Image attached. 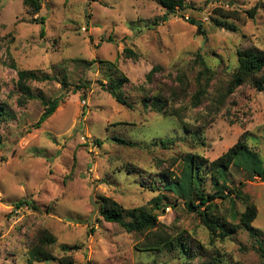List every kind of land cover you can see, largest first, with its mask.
Here are the masks:
<instances>
[{"label": "rangeland", "instance_id": "1", "mask_svg": "<svg viewBox=\"0 0 264 264\" xmlns=\"http://www.w3.org/2000/svg\"><path fill=\"white\" fill-rule=\"evenodd\" d=\"M41 1L40 10L28 14L23 0H0V94L16 111L15 119L0 123V264H62L66 253L60 245L77 246L66 254L70 264H187L177 249L140 251L144 234L104 221L101 197L156 213L160 228L170 235L196 240L199 255L220 253L219 264H264L258 249L264 244V181L256 173L234 165L226 171L224 193L238 187L240 195L234 202L228 199L234 206L217 198L218 214L236 223L251 202L257 215L250 227L213 243L200 216L161 180V173H181L185 154L210 162L242 135L256 157L244 153L240 162L264 170V93L246 84L223 102L217 100L236 65V50H264V0H187L189 6L170 16L156 0ZM216 7L235 10L237 16L219 17ZM124 47L136 57L127 56ZM197 54L215 73L205 99L195 108L191 96L173 104L183 107L184 121L200 136L195 141L172 118L145 108L140 88L145 74L160 66L159 82L176 86L170 75L181 72L195 92L201 71ZM15 67L49 77L29 85L44 99H58L38 128L33 124L44 106L39 99L16 105ZM123 76L119 91L132 108L99 83ZM167 135L175 139L170 149L150 146ZM113 137L136 146L118 145ZM204 174V190L211 193L217 187L209 171ZM19 199L32 200L38 209L15 207ZM42 228L56 237L55 258L31 262L27 248Z\"/></svg>", "mask_w": 264, "mask_h": 264}, {"label": "trees", "instance_id": "2", "mask_svg": "<svg viewBox=\"0 0 264 264\" xmlns=\"http://www.w3.org/2000/svg\"><path fill=\"white\" fill-rule=\"evenodd\" d=\"M167 12L166 15H174L177 10L189 6L187 0H156ZM41 0H23L25 11L28 14L37 13L41 8ZM214 14L222 18H233L237 16L235 10L225 11L220 7L213 9ZM254 10V8H253ZM252 9L247 11L252 16ZM164 20V17L162 18ZM192 24H196V20L190 18L188 20ZM41 23L42 20H41ZM216 25L222 23L217 21ZM199 33H205L200 29ZM123 52L128 56L136 57V54L129 48L124 47ZM198 63L201 66V71L197 75V89L191 92L189 89V82L186 76L178 72L174 76L170 75L172 82L177 81V85L169 87L167 83L159 82L161 77H158L162 71V67L153 66L145 75L146 81L140 91L144 94L142 104L145 108L160 114L162 117H169L175 120L182 130L189 132L193 140L197 141L200 136L197 131L192 130L193 126L184 121L182 110L183 107L179 105L174 107L173 104L181 103L184 99L190 97L189 103L192 107L199 106L205 99L207 94V87L210 81L214 78V71L206 65L205 61L197 54ZM16 68V67H15ZM17 80L14 88L16 91L15 103L17 106H24L29 100L39 99L44 109L33 127H40L41 123L48 118L58 107V99H44L42 95L33 93L29 81L47 79L49 77H40L35 70L17 69ZM158 74V75H157ZM126 78L109 77V81L103 85L99 83L110 92L112 97L120 104L132 108V104L127 102L119 91V87ZM204 81V83H203ZM249 85L259 92L264 93V50L255 46L241 47L236 50V65L231 69L230 76L222 84L218 94L217 100L223 102L225 98L232 95L238 87L242 85ZM167 86V87H166ZM165 87V88H164ZM185 107V104H184ZM16 111L13 109L8 101V97L3 98L0 94V123H7L15 119ZM242 135L237 142L229 147L223 154L212 161H207L204 157L196 153H187L182 159V171L179 175H164L161 173V180L163 186L170 189L178 198L187 201V210L196 212L202 223L208 230L210 242L216 240L222 241L229 234L235 232L239 227H250L253 220L256 218L257 210L255 204L248 202L245 209L238 216L236 223L222 218L219 209L215 203L217 198L221 200H228L234 202V198L239 197L238 187H228L226 194L224 193L225 184L227 182L226 171L231 165L242 167L249 174L256 173L262 181H264V170H258L257 167L251 168L242 164L240 155L247 153L255 156L246 143L243 141ZM118 145L124 147H135L136 144L127 141L124 138L113 137ZM174 137L165 136L163 138L155 139L150 146H157L162 149H170L174 143ZM1 142V136H0ZM99 143V141L95 140ZM148 147V146H143ZM256 157V156H255ZM176 159H172L175 162ZM159 165H163V161H158ZM127 169V168H126ZM204 170L209 171L211 182L214 187H217L211 193H206L204 190ZM231 195L233 197H231ZM248 199V198H247ZM229 201V200H228ZM229 201V202H230ZM197 202V203H196ZM230 202L233 206L234 204ZM15 207L27 205L31 209L37 210L38 207L32 200L19 199L13 203ZM215 213L217 215H215ZM100 217L107 222L117 223L123 227L127 232H135L144 234L143 241L140 243V251H156L163 249H177L183 256L184 262L187 264H219L218 258L220 253H215V256L205 257L198 254L197 241L194 244L191 241H185L184 236L170 235L166 228H160V223L157 219V214L146 210L143 207H135L133 209H126L121 203L110 197H101L99 207ZM237 215L234 216V219ZM222 220V221H221ZM252 230V229H250ZM252 232V231H251ZM190 237V236H189ZM193 239L192 237H190ZM56 243V237L45 228L37 230L34 238L29 242L27 254L31 262H40L54 259L53 249ZM196 246V247H194ZM64 253L76 248L77 246L60 245ZM260 255L264 258V244L260 242L258 247ZM63 255L60 258L62 264L72 263L69 255ZM206 258V259H205ZM194 260H197L194 263Z\"/></svg>", "mask_w": 264, "mask_h": 264}, {"label": "built area", "instance_id": "3", "mask_svg": "<svg viewBox=\"0 0 264 264\" xmlns=\"http://www.w3.org/2000/svg\"><path fill=\"white\" fill-rule=\"evenodd\" d=\"M179 11H180V10H177L176 13H175L174 15H178L177 13H179ZM186 18H188V17L186 16Z\"/></svg>", "mask_w": 264, "mask_h": 264}]
</instances>
